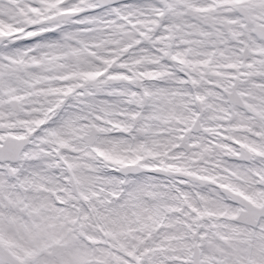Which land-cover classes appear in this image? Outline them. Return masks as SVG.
Listing matches in <instances>:
<instances>
[{"label":"snow or ice","instance_id":"snow-or-ice-1","mask_svg":"<svg viewBox=\"0 0 264 264\" xmlns=\"http://www.w3.org/2000/svg\"><path fill=\"white\" fill-rule=\"evenodd\" d=\"M0 264H264V0H0Z\"/></svg>","mask_w":264,"mask_h":264}]
</instances>
